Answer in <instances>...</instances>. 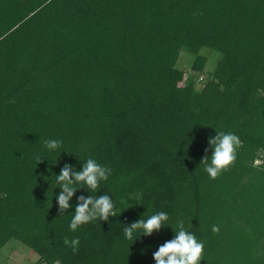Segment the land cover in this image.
<instances>
[{"label":"trees","instance_id":"obj_1","mask_svg":"<svg viewBox=\"0 0 264 264\" xmlns=\"http://www.w3.org/2000/svg\"><path fill=\"white\" fill-rule=\"evenodd\" d=\"M217 132L242 143L211 179ZM88 158L108 180L77 186L60 215L56 176ZM90 195L117 214L72 231ZM160 211V230L125 238ZM181 220L200 264H264V0H0V251L17 240L35 264H156Z\"/></svg>","mask_w":264,"mask_h":264},{"label":"clouds","instance_id":"obj_2","mask_svg":"<svg viewBox=\"0 0 264 264\" xmlns=\"http://www.w3.org/2000/svg\"><path fill=\"white\" fill-rule=\"evenodd\" d=\"M241 140L233 133L217 132L215 138H209V144L214 149L211 160L205 156L201 163L205 165L204 170L211 179L217 178L222 170L227 169L236 160L237 149L241 146ZM62 141L48 139L44 141L45 147L49 151H54L61 147ZM41 157H37L39 162ZM111 169L101 166L93 158H88L80 171L73 170L69 164H65L56 182L60 185L61 192L57 197L59 214L62 215L69 209V201L78 190L77 186L85 187L89 192L98 189L101 181H107ZM79 203L75 207L69 228L76 231L79 226L91 221L100 219L107 221L110 216H115L114 204L110 196L100 195L94 197L90 195L87 199L80 196ZM169 220L166 212L160 211L147 219H140L133 222L128 227H124V236L128 240L133 239L134 232L142 230L143 235L151 236L154 231H158ZM219 226L213 225L212 232L218 234ZM65 244H70L73 252L79 248V238H73L70 242L66 239ZM204 253V243L197 240L196 236L188 232L183 221H178L175 230V238L165 242L154 252L156 264H200ZM58 264V262H54Z\"/></svg>","mask_w":264,"mask_h":264},{"label":"rangeland","instance_id":"obj_3","mask_svg":"<svg viewBox=\"0 0 264 264\" xmlns=\"http://www.w3.org/2000/svg\"><path fill=\"white\" fill-rule=\"evenodd\" d=\"M210 55V61L207 65V69H212L216 62V56L213 57L212 53L208 51ZM192 58L189 54L183 53L180 56L178 66L185 70L187 74H193L191 67ZM197 76V89L201 90L204 86L205 75L199 74ZM39 256L30 250L27 246L20 243L17 240L10 241L1 251H0V264H35L38 261ZM46 264V263H44Z\"/></svg>","mask_w":264,"mask_h":264}]
</instances>
